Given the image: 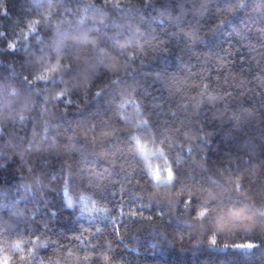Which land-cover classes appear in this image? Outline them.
<instances>
[{"label":"clouds","instance_id":"obj_1","mask_svg":"<svg viewBox=\"0 0 264 264\" xmlns=\"http://www.w3.org/2000/svg\"><path fill=\"white\" fill-rule=\"evenodd\" d=\"M149 240L264 256V0H0V264Z\"/></svg>","mask_w":264,"mask_h":264},{"label":"trees","instance_id":"obj_2","mask_svg":"<svg viewBox=\"0 0 264 264\" xmlns=\"http://www.w3.org/2000/svg\"><path fill=\"white\" fill-rule=\"evenodd\" d=\"M24 0H8L10 11H17ZM226 244L231 243L225 241ZM250 242L237 241L231 246L216 248H181L166 242L149 240V260L147 264H264V256L252 255L254 249L236 247Z\"/></svg>","mask_w":264,"mask_h":264},{"label":"snow or ice","instance_id":"obj_3","mask_svg":"<svg viewBox=\"0 0 264 264\" xmlns=\"http://www.w3.org/2000/svg\"><path fill=\"white\" fill-rule=\"evenodd\" d=\"M230 10H231L230 8L227 9V11H230ZM29 30L30 31H34L35 30V25L34 24H30L29 25ZM41 78H46V77H41ZM137 143L139 145V141H137ZM139 147H140L141 151H144L143 145H139ZM154 175L156 176L157 179H160V174H159V171L158 170L154 172ZM171 177H172V172H171V170H169L167 179L170 180ZM82 200H83V204H84V207H85V210L86 211L92 212V211L95 210L94 209V206H90L89 205V202H88V198L87 197L82 198ZM68 203H69V205L72 204L71 198H69ZM207 212H208V208L204 207V208H201L200 209L198 215L201 216V217H203ZM132 214L133 215H136V213H132ZM241 219H247V217L245 216L244 212L241 211V210H235V211H232L230 213V218H229L228 221H226L225 218L223 216H221L219 218V220H218V223L220 224L221 227H223L225 225V223H230L232 221L241 220ZM210 243L212 245H216L217 244V237L215 235H213L210 238ZM223 246L224 247H227L228 245L225 244ZM233 246H236V247H249V248L253 247V245L251 243L244 244V245H233Z\"/></svg>","mask_w":264,"mask_h":264}]
</instances>
